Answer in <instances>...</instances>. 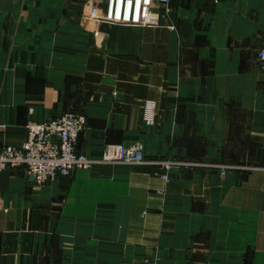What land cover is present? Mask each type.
<instances>
[{
  "label": "crops",
  "instance_id": "crops-1",
  "mask_svg": "<svg viewBox=\"0 0 264 264\" xmlns=\"http://www.w3.org/2000/svg\"><path fill=\"white\" fill-rule=\"evenodd\" d=\"M96 1L0 0V150L75 111L79 153L138 144L147 163L0 170V264H264V0H169L150 26ZM163 161L197 166L167 180Z\"/></svg>",
  "mask_w": 264,
  "mask_h": 264
},
{
  "label": "built area",
  "instance_id": "built-area-1",
  "mask_svg": "<svg viewBox=\"0 0 264 264\" xmlns=\"http://www.w3.org/2000/svg\"><path fill=\"white\" fill-rule=\"evenodd\" d=\"M169 0H159L154 11L151 0H104L101 11L96 7L97 20L135 26L157 25L160 14L167 13ZM97 11V12H96ZM257 61L264 72V41L257 52ZM154 104H144L143 119L147 125L154 122ZM86 117L83 113L64 111L44 121H28L26 139L22 146H6L0 150V170L22 168L26 175L41 185L56 177L70 176L79 169H89L99 163H144L141 145H108L98 159L77 151V141L83 132ZM185 167L193 163H180ZM144 264H156L146 259Z\"/></svg>",
  "mask_w": 264,
  "mask_h": 264
},
{
  "label": "rangeland",
  "instance_id": "rangeland-1",
  "mask_svg": "<svg viewBox=\"0 0 264 264\" xmlns=\"http://www.w3.org/2000/svg\"><path fill=\"white\" fill-rule=\"evenodd\" d=\"M93 1L95 3L97 2L96 0H93ZM256 60H257V57H256ZM142 151H143V149H142ZM102 152H103V150H102ZM143 155H144V153H143ZM99 157H97L96 159H98ZM146 163H147V161H146L145 156H144V163H141V164H128V165H143V164H146ZM180 163H183V162L182 161H163V162H161V166L160 167L164 170V173L161 175V177H163V178H165V179L168 180L169 179V172L173 168H186V169H190L192 167L197 166V164H195L197 162H184V163H187V164H190V163H193L194 164V165H191L189 167H185V166L181 165ZM99 164H118V162H114V163H99ZM120 164H125V163H120ZM144 263H145V261H144Z\"/></svg>",
  "mask_w": 264,
  "mask_h": 264
}]
</instances>
